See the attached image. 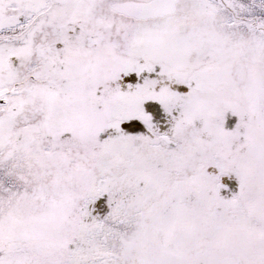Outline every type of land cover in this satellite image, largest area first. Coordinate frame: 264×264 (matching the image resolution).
<instances>
[{
  "label": "snow or ice",
  "instance_id": "obj_1",
  "mask_svg": "<svg viewBox=\"0 0 264 264\" xmlns=\"http://www.w3.org/2000/svg\"><path fill=\"white\" fill-rule=\"evenodd\" d=\"M0 264H264V0H0Z\"/></svg>",
  "mask_w": 264,
  "mask_h": 264
}]
</instances>
